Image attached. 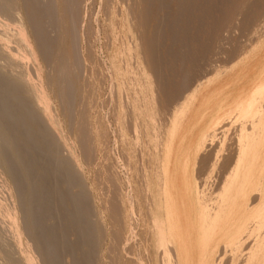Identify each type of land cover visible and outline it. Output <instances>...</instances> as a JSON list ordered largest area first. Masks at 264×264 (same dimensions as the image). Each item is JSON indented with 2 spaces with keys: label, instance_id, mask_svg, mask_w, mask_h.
Here are the masks:
<instances>
[{
  "label": "rangeland",
  "instance_id": "1",
  "mask_svg": "<svg viewBox=\"0 0 264 264\" xmlns=\"http://www.w3.org/2000/svg\"><path fill=\"white\" fill-rule=\"evenodd\" d=\"M44 1L47 2L46 0H44ZM183 1H185V2L187 1V2L185 3ZM204 1L207 3H205ZM204 1L203 0H195V1L190 0V3H189V0H178V1L177 0H171V1L170 0H167V1L166 0H164V1L154 0V2H153V0H151V1L149 0V2H150L149 3L147 0L146 3H148V5L145 3L146 6H144L145 7L144 10L149 7L148 11H147V9L145 10L146 19L149 18L148 19L149 24L147 25V22H146V27H145V30L147 31V33H146V31H145V33L147 34L146 36H147V38H149L150 41H152V39L154 40L152 42H154L153 46L155 47L154 53L152 55V62H154L156 60L154 63H156L155 65L159 64L158 68L164 67L163 70L161 68L159 70L157 69V71H156L157 76L158 77L161 76V77H159V79H161L160 84L161 85L163 84L164 86L163 85L161 86L159 84L161 86L160 87L161 88L160 93L163 91L162 92L163 94L162 93L160 94L161 99H160V101H158V103L160 102V105L157 103L160 107L156 104L154 107L155 109L152 106H150V107L147 106L146 102L143 100L142 97L140 99H138L137 95H136V94H138L137 89H135V88H137V86L135 84H130V80L135 78L136 75H135V73L132 74L130 72V71L134 72V70H133L134 66L132 65V63L134 64V60L130 59L129 53L126 50V48L129 47V39H128V35H127V29H126V27H124L123 20H122L123 19L122 10L124 8V4L122 3V0H113V3L112 2L109 3L108 0H84V1L82 0L83 3L81 2L82 4L79 5L80 8L78 7L75 9V13L78 12V14L76 13L78 17H76V15H75V17L74 16L73 17H74V19L76 18L77 23H78V21H80L79 22L80 27L77 24L76 30H77V32L79 31L78 33H80V36H81L80 42L78 44L79 49H78V47H77V49L79 50L78 51L79 55H81L80 57L83 60L82 62H84L83 66L81 65L83 67V69L80 68V71H79V72H81V69H82L81 73H83L84 75L83 74L80 75V73H79L78 74L79 77H77V79L75 78L73 80L74 88L77 90V93H76L77 101H76L75 108L73 109V111H75V113H77V114L72 113V114H75L74 115L75 118L72 119L71 118L72 115H71L70 119H69V116H68V118H66L67 116L62 117L63 115H61L62 113L59 109L60 108L59 104H56L58 102L55 101V99L52 97V94H51V102H52V106L54 105L53 108H55V110H56L55 112L57 114V119L59 121V124H61V126L64 130H66L68 127H70L69 125H71V124H69L67 126V122L71 119L73 120L72 122L70 121L71 123H73V126L71 125L72 128L70 127L71 131L69 129H67L71 133L70 132L67 133V131H65V134L68 137V146L74 145L76 149L79 146H81L80 152L82 151L83 146H87L86 147L87 149L91 147V150H92L91 152H93V150H94L93 153H90V149H88L89 151H86L87 149H85V148H84L85 150L83 149L86 153L85 157L88 156L87 158H89L90 160L84 157L83 151H82L83 154L79 153L80 155L78 154V152H79L78 149L75 151L76 157L79 161V166H82V167H80L81 168L80 177L82 176L83 178L81 177L80 179L84 180L83 183H85V185H83V187L84 186L85 187L84 188L82 187V189L84 190L83 192L86 193V194L83 193L84 195H86L84 197L86 198L87 202L89 201V203H88L89 210L91 209V211H92V212L90 211V214L91 215L93 214L92 216H94L96 214L101 216L100 217L97 215L96 218L95 217L93 218L90 215V217H89V222H90L91 227H93V232L95 231L94 234L96 235V240L99 237L97 241H95V239H94L95 244H96V242H99V243H97L98 251L95 248L97 251V252L95 251V254L97 253L98 255L97 254L95 256L92 255V257H95V259L91 258V260H92L91 264H93V263L94 264H116V263L117 264H131V263L132 264L133 263L134 264H161V263L162 264H217V262H219L220 264H226L227 262H228V264H234V263L238 264V262H239V264H244V262H246V261H244V259L246 260V258H244L246 256H243V254L245 252H248V251L250 252L251 243H253L251 239H253V240L255 239V236H256L255 232L257 233V230L256 231L255 230L249 231L247 238L243 237V239L241 240L242 242H240L241 243L240 247L238 246L235 249L234 248L232 249V247L230 246L231 244L229 243L230 237H232V234L235 231V227H230L228 229H227V227H224V228L222 227L220 232L219 233L217 232L218 234L216 233V234L209 236L203 243L199 244L197 242L196 228L194 227L195 217L193 214V206L191 203L194 199V196H193V193L191 191L192 190L191 188H193L192 187L193 186V178L195 179V176H198L199 178L196 182L199 184L200 181H202V180L199 181V179H202V177H201L202 175H200L199 172L201 171V174H202V171L204 170L203 172L205 174L206 173L205 168L208 169L207 166H209L207 164H206L207 166L202 164V160L200 157H204V155H205V158H206V156L208 155L207 158L209 157V160H210V157L212 155L211 154L209 155V153H212L214 155L215 150L217 151L219 149V145L221 146V145H223L225 140H227V141L229 140L228 142L226 141V143H225L226 145L224 144L223 151H222V153H220L221 155L226 154V149L229 151L231 150L232 145H230V144H232V142H233L232 139L237 140L238 139L237 133L240 134L241 131H246L245 128L247 127V124H249L251 122H252L251 124L253 126H251V124L249 125L251 128L250 130L253 131V129L255 127H257L255 129V131L258 129V124H259L258 111H259V106H261V105L264 106V104H263L264 103V96H262L261 99H259L258 94H256L255 100L257 99V101L253 100L251 102V105L249 108V111H250L249 116H247L243 119L240 118V112L238 111V107H239L241 101L250 97V94L252 93L254 88H259V86L264 84V0L263 1H260V0H257V1L256 0L255 1L254 0H232V1H230V0H224V1L223 0H211V1L210 0H204ZM229 1H230V3H229ZM160 2L161 3L163 2L162 5ZM168 2H170V4ZM181 2H183L182 7H181V4H182ZM257 2H261V3H257ZM178 3L180 6L177 5ZM256 3L258 5L259 4L260 5L258 6ZM185 4H187V5H185ZM236 4H237V6H236ZM167 5L170 7H168ZM82 6H84V7H82ZM152 6H155V7H152ZM208 6H209V9L207 8ZM216 6H218L219 8ZM164 7H166V8L168 7V9L166 10V8L164 9ZM183 7H186L185 8L186 10ZM193 7H197L198 9L193 8ZM244 7H245V9H244ZM258 7H259V9H258ZM181 8H182V10H181ZM199 8H201V10ZM192 9H194V10H192ZM162 10H163V12H162ZM180 10L182 12L184 11L183 14ZM188 10H189L188 14L190 15V17L187 14ZM242 11H243V13L239 14ZM179 12H180V14H179ZM191 12L194 13V15ZM202 12H205V13H202ZM206 12H208V13H206ZM222 12H223V14H222ZM163 13H164V15H163ZM255 13H256V15H254ZM168 14L169 15L171 14V15L169 16ZM233 14H234V16H233ZM246 14H248V15H246ZM244 15H245V17H244ZM200 16H202L201 19L199 18ZM210 16H212V17H210ZM60 17L62 18V19L60 18L61 22H62V20L64 22V23H62L63 25L68 24V26L67 25H65V26H66V28H69L68 31L70 34H68V33H66V34L72 36V30L70 29L71 28V22H70L71 20L69 21L70 18L65 14H62V16L60 15ZM168 17H169V19H168ZM178 17H179V19H178ZM159 18H162V19H159ZM203 18H204V20H203ZM220 18H221V20L219 23ZM158 19H159V21H158L159 23L157 22ZM172 20L174 22L176 21L177 23L176 22L175 23L177 25H175ZM198 20H200V21H198ZM259 20H261V21H259ZM65 21H66V23H65ZM184 21L187 23H185ZM237 22L239 23V25L237 24ZM164 23H165V25H161ZM167 23H170V24H167ZM201 23H202V25H200ZM217 23L219 24V27H220L219 29H218ZM222 23L224 25H222ZM234 23H236V24H234ZM96 24H97V26H96ZM81 25H82V27H81ZM160 25L162 26V28ZM65 26H63V27L65 28ZM157 26H158V28L160 26L161 29L160 28L158 29ZM171 26L173 27V29ZM195 26H197V27H195ZM185 27L188 30L184 29ZM242 27H244V28H242ZM153 28L155 30L157 29L158 31L157 30L155 31ZM253 28H255L256 30ZM96 29L98 31H96ZM171 29L174 31H177L178 34L176 32H172ZM182 29H184V30H182ZM213 29H214V31H213ZM239 29L247 31V32L241 31ZM111 30H112V32H111ZM163 30H164V32H162ZM196 31H198V32H196ZM219 31H220V33H219ZM156 32H157V34H156ZM188 32L189 33L191 32V33L189 34ZM223 32H224V34H223ZM160 33H162V35ZM172 33L173 34L176 33V35H173ZM227 33L230 35H227ZM73 34H74V30H73ZM163 34H164V36H163ZM211 34H212V36H211ZM152 35H153V37H152ZM187 35H189V36H187ZM219 35L220 36L222 35V36L220 37ZM224 35L227 37H225ZM255 35H257V36H255ZM157 36H160L161 38L157 37ZM171 36H172V39L170 40ZM217 36L220 38H218ZM199 37L200 38L202 37V38L199 39ZM214 37H217V38H214ZM223 38L226 40H224ZM68 39H69L68 37L63 36L61 43L64 42L63 43L64 46L70 45L71 44V42H70L71 38L69 40ZM180 39H181V41H179ZM211 39H213V40L215 39L216 42L214 40V42H215L214 43ZM228 40H230L232 42H230ZM187 41H188V43H187ZM218 41H219L220 46H218V43H217ZM155 42L157 45L155 44ZM158 43L160 44V46ZM197 43H199V44H197ZM222 43H223V45L225 44V46H223ZM229 43H231V45ZM198 45H200V46H198ZM192 46H193V49H192ZM221 47H222V49H221ZM223 48H225V49L223 50ZM209 49H210V51H209ZM240 49H242L241 52H240ZM70 50L71 49L68 48L69 52H71ZM158 50H160V51H158ZM182 50H184L185 52ZM207 50H208V52L206 53ZM244 50H245V52H244ZM123 51H125L126 54L123 53ZM186 51H189V52L187 53ZM156 52H157V56H160L161 58L156 56ZM203 52L205 53V56H204ZM158 53L159 54L162 53V54L159 55ZM168 53H169V55H168ZM176 53H177V55H176ZM234 53L237 54L239 57H237V55L235 56ZM154 55H155V57H153ZM171 55H173L174 57H172ZM206 56H207V58H206ZM167 59H169V60L167 61ZM204 59H206V60H204ZM157 60H158V63H157ZM190 60H192V61H190ZM28 62H26V67L28 66V68H30L31 69L30 71L32 72L33 63H31V62L28 63ZM38 62H40L39 65L42 64L41 67H42V69L45 70V68H43L44 63L40 59H38ZM161 62L163 63V66H162ZM177 62H179V63H177ZM180 62H183V63H180ZM30 63L32 64L31 67H30V65H31ZM108 67L110 68V70ZM190 67H191V69H190ZM116 69H117V71H116ZM167 69H169V70H167ZM108 71H109V73H108ZM172 71H174V73ZM186 71H187V73L189 72L188 75L186 74ZM163 73H164V75H163ZM193 73H195V74H193ZM221 73H223V74H221ZM180 74H181V76H180ZM183 74L187 75L188 77L191 76L192 78L191 77L188 78L187 76H185ZM165 75H166V78H165ZM182 75H183V77H182ZM127 76H129L130 78L129 77L127 78ZM216 76H218V77H216ZM108 77H110V78H108ZM122 78L124 80H121ZM180 79H182V80L184 79V81H186L185 79H187V81L181 82L182 80H180ZM188 80L190 83L188 82ZM192 80L194 82H192ZM171 81H173V82H171ZM199 81H200V83H199ZM120 82H121L122 88L120 87ZM111 83L113 86L111 85ZM173 83H175V84H173ZM183 83H185L186 86H184ZM188 83L191 85H189ZM100 84H102V85H100ZM171 84H172V86L175 85L174 87L176 89L174 87H172ZM180 85H181V87H178ZM192 86H194V87L192 88ZM185 87H188V88H185ZM110 88H112V89H110ZM178 88H180L179 91H178ZM163 89L166 90V92H164ZM172 89H174L176 92H174ZM190 89H191V92H190ZM111 90H112V92H111ZM180 90H181V93H180ZM185 93H188L190 95H186ZM165 94H166V97H165ZM135 95H136V97H135ZM180 95L182 96V98ZM183 95L185 98L183 97ZM175 96L177 98H175ZM109 97L111 98V100ZM127 97H128V99H127ZM165 98L168 101H166ZM122 99H125L123 101H127V102L123 103ZM121 101L123 104L126 103L125 104L126 106L129 104L128 105L129 112H130V110L132 111L131 119H130V117H128L129 115L128 116L125 115V113L127 112V108L124 109L125 111L123 110L124 112H122V108L125 107V105L123 106L120 103ZM141 101H143V104H141L142 103ZM90 103H91V105H90ZM139 103H140V105H144V106L140 107ZM177 103H178V105L175 106V104H177ZM83 104H85V105H83ZM145 105H146V107H145ZM171 105H172V107H171ZM137 106H139L140 108ZM177 106L180 109H178ZM136 107L140 110H138ZM151 107H152V109H151ZM82 108H83V110H82ZM157 108L158 109L160 108L159 110L161 112H159V110H158V112L155 113ZM147 109L150 111L152 110L151 112L155 113L157 118L154 117L155 115L152 116V118H149L148 116L146 117V115H147L146 110ZM169 109H171V110H169ZM173 109H175L176 111L179 110V112L175 115V110H173ZM106 110H108V111H106ZM138 111H139V114H138ZM170 112L171 113L173 112V114H172L173 116L171 114H169ZM144 113L146 115H144ZM128 114L131 115V113H128ZM167 114H169V116H171V117H169ZM136 115H140V116L136 117ZM174 115L176 117L174 120L175 124L173 126L170 124V121L172 122V120L174 119L173 118ZM126 116L128 117L129 123H134V121L137 122V123L135 122V124H138L137 128H139L138 129L139 133L133 131L132 129H129V128H132L131 125H133V124L129 125V123L127 122ZM78 117L80 119H82V122H80L81 121L80 119L78 120ZM82 117L85 119H83ZM94 117H96V118H94ZM137 118L140 121H138ZM61 119L64 120V122ZM123 119L125 122L123 121ZM133 119H134V121H133ZM153 119L155 121H152ZM165 119H166V122L169 124H167L165 122ZM130 120H132V121H130ZM150 120H151V122H150ZM157 120H158V122H157ZM61 121L63 124L61 123ZM84 121H87L88 123L84 122ZM115 121H117V122H115ZM238 121H240V122H238ZM243 121H246V122H243ZM260 121L264 123V107H263V116L261 117ZM161 122H162V124H161ZM217 122H219V123H217ZM227 122H229V123H227ZM254 122H255V127L253 124ZM84 123H85V125H84ZM237 123L240 125H238ZM64 124H65V126H64ZM109 124H111V125H109ZM163 124H164V126H163ZM231 124H233L234 127H236V128L233 127V129H232L231 126H233V125H231ZM86 125H87V128H85ZM127 126L128 127L130 126V127L128 128ZM162 126H163V128H162ZM229 126H230V128H229ZM239 126H241V128ZM237 127H239L238 129H240L239 130L240 132L239 131L237 132ZM81 128H83V129H81ZM158 128H160V130ZM85 129H87L88 133H86L87 131ZM163 129H165V130H163ZM166 129H167V131H166ZM76 130H78V131H76ZM89 130H92V131L90 132ZM226 130H229V131H226ZM231 130L232 131L234 130V133ZM129 131H130V133H129ZM218 131H219V133H218ZM83 132H85V133H83ZM204 132L205 133L212 132L211 136L213 138H210V136L207 137V138H209L208 140L210 142L207 141V138H204V144H203L204 152H203V154H200L201 155L200 156L199 153L197 154V149L199 146V141L201 140L202 136H204L203 135ZM221 132H222V135H221ZM230 132L233 134H231ZM132 133L134 134L133 137L131 136V135H133ZM155 133H156L157 137H158V134H160L159 136L162 135L161 136L162 139L165 138L164 141L166 142V147H167V153L166 154L162 153L161 144L154 146L155 145L154 141H153V143H151L152 140L154 138H156ZM138 134H139V136H138ZM228 135H230V136H228ZM251 135H253V133ZM76 136H78V138H79V136H82L80 138H81V140L83 139L84 141L83 140L82 141L76 140V138H77ZM217 136H219V137H217ZM255 136H258V130H257V134H255ZM90 137L92 138V140ZM140 137H141V139H139ZM131 138H133V139H131ZM135 138L137 139L136 142H135V140H136ZM251 138H252V136H251ZM251 138L248 140L252 141ZM162 139H160V140L162 141ZM77 141H80L79 142L80 145H78L79 143ZM81 142H83L84 144H81ZM122 142H123V144H122ZM124 142H125V144H124ZM138 142H140V143H138ZM136 143L140 144L139 148H138V146H136L137 149L135 147V145H137ZM209 143L211 144V146ZM218 143H220V144H218ZM227 144L230 145V148H229V145L227 146ZM159 145L161 147H158ZM206 145L208 147H206ZM111 146H112V148H111ZM226 146L228 148H226ZM153 148L155 150H153ZM156 148H157V150H156ZM206 148H207V150H206ZM160 149H161V151H160ZM212 149H214V151L210 152V150H212ZM110 150L112 151V153ZM256 152H257V150H256ZM82 155L84 158L82 157ZM123 156L124 157L126 156V157L124 158ZM163 156H164V158L166 156V158L164 159L165 164L163 163ZM122 158H124V159L122 160ZM149 158L151 160H149ZM83 159H85V160H83ZM119 159H120V161H119ZM134 159H135V161H134ZM80 160H81V162H80ZM161 160H162V165L160 164ZM90 161H92V162H90ZM90 163H91V165H90ZM198 165L201 168V170L198 167ZM163 166H166V168H167V179H168L169 187L171 185H173V192H174V196L176 199L175 217H179L178 219L180 221V225H179L180 228H179V230L177 229V225L175 226V223L173 221L174 219H172V221L174 223V227H173L174 241H171L170 239H168L167 242L165 241L163 243V245L157 246V245H155L154 237L151 235L152 232L150 231L151 230L150 229L151 228L150 222H152L151 219L153 218V216H152L153 213H155L156 215L158 213H160V214L163 213L162 209L160 211L158 207H157L158 209H155L152 206V205H156L159 203V199L157 196V192H158V189H157L158 184L157 183H160L162 185V182H160L161 180L159 181L157 176L159 173L161 175L160 170ZM122 167H123V169H122ZM202 167H205V168H202ZM220 167H222V165H220ZM157 168L158 169L160 168V169L158 170ZM157 170L160 172H158ZM216 170H214V173L217 177L212 173L213 178L210 175L211 180L209 181L210 178L207 179V183H208L209 187L212 185H216V184L218 185L221 181H223L222 178H224V177H222V176H224V174L226 173V172L224 173L225 170L222 171V168L219 169V167H217ZM219 170H221V171H219ZM117 171H118V173H117ZM141 171H143V173H145V174H143ZM125 172H127V175ZM140 172L142 173V175ZM216 172H217V174H216ZM122 173H124V174H122ZM2 174L3 173L0 170V176H1L0 177V183H2V184H0V203H1L0 204V206H1V208H0L1 209L0 210L1 211L0 212V231H1L0 237L2 235H3L2 236L3 238L5 237V239L0 238V243L2 242L1 245L7 244V243L11 244L12 242L14 243L15 235L17 234V231H15V230L18 228V226H19L18 229L21 231V233L22 234L25 233L23 228H21L22 230L20 229V227L23 226V223L20 222V221H22L20 219L21 213L19 212L20 209L18 206V202H17V198L15 195L13 186L10 183V181L8 180V178L4 174L3 175ZM88 174L90 176H88ZM117 174H118V176H117ZM99 175H100V177H99ZM108 175H112V176L109 177ZM114 178H117L118 180L114 179ZM3 179L5 180V182H3ZM127 179L129 180V182ZM214 179H216V180H214ZM220 179H222V180L220 181ZM96 180L98 183L96 182ZM115 182H116V184H115ZM118 182H120V183H118ZM141 182H143V183H141ZM127 183H128V185H127ZM126 185H127V187H126ZM145 185H147L146 189H144ZM120 186L122 188H120ZM3 187H4V189H3ZM213 189H214V187H213ZM216 190H217V188H216ZM117 192H120V194ZM4 193L6 195H4ZM102 193L105 197L102 195ZM91 198H92V200H91ZM9 199H11L12 201L9 202ZM5 200H8L9 203H7V201H5ZM124 200H126L128 202H126ZM2 201H3V203H2ZM109 201L112 205L108 203ZM114 201H116V202H114ZM161 201H162V199H161ZM4 202H5V204H4ZM6 203L9 206L6 205ZM13 203H14V205H13ZM161 203L163 204V202H161ZM129 204H130V206H129ZM131 204H132V206H131ZM147 204H148V206H147ZM168 204L170 205V203H168ZM11 206H12V208H11ZM145 206L147 207V209ZM112 208H114L115 212L116 211L117 212L116 213L113 212L114 209H112ZM2 209H4V210H2ZM6 209L8 212L6 211ZM8 209H10V210H8ZM131 210H133L134 213ZM2 211H4L5 213ZM97 211H100V212L97 213ZM13 212H14V215H13ZM129 213H130V215H129ZM150 213H152V214H150ZM3 214H4V216H3ZM9 214H11V215H9ZM176 214H177V216H176ZM5 215H6V217L10 216L9 219L8 218L5 219L6 218ZM1 216H3L4 219H3V217L1 218ZM163 216H164L163 217L164 222L167 221V219H165V214ZM11 217L14 219H12ZM2 219H3L4 223L2 222ZM168 219L171 221V218L169 216H168ZM4 220H9V221L5 222ZM11 221H15V222H11ZM16 221H17V223H16ZM130 221H132V222L130 223ZM14 225H16V226L12 227ZM130 227H132V230L131 229L129 230ZM6 228H8V231ZM94 228H96L97 230H95ZM100 228H103V229H100ZM3 231L5 232L4 234H3ZM96 231H98V232H96ZM7 232H9V233L7 234ZM10 232H12V233H10ZM14 232H15V235H14ZM96 233H99V234L97 235ZM102 233H104V234L102 235ZM115 233H117L116 236H115ZM128 233H130V234L132 233V234L130 235ZM22 234H20L21 236H18V239L16 236V241L19 240L20 244L22 242L23 245L21 244L20 247L22 250H26V248H24V247L29 246L30 244L26 242V240H27L26 235L23 236ZM6 235H8V237H9V235H11L14 238H12L10 236L11 239L9 237V240H8L7 239L8 237ZM104 235H105V237H104ZM68 237H71V235ZM71 238H73V237H71ZM94 238H95V236H94ZM10 240H12V241H10ZM108 240H110V241H108ZM124 241H126L127 244ZM132 241H134V242H132ZM24 243H26V244H24ZM113 243L115 244V246H113ZM1 245H0V249L2 247ZM109 245L111 246V248H115V249H111V248L109 249V247H110ZM22 246H24V247H22ZM124 246L126 248H124ZM168 246H169V248H174L172 250V252H168V250L169 251L171 250L168 248ZM221 246H222V248H221ZM227 246H228V248H227ZM241 246H242V251L240 250ZM127 247H128V249H127ZM219 247H220V249H219ZM243 247L244 248L247 247V248L244 249ZM243 249L245 250V252ZM247 249H248V251H246ZM159 250H161L163 252V254ZM211 250H212V252H211ZM144 251H146V252H144ZM110 252L112 253V255ZM174 252H175V254H174ZM241 252H243V253H241ZM107 253H109V255H111L112 258ZM168 253H170V254H168ZM172 253H173V255H175V257H172L173 256V255H171ZM28 254L30 255L28 257H30L32 259V262H35L34 264H41L40 260L37 259V255L34 253V251L30 252V253H26V255H28ZM216 254H217V256H216ZM66 255L67 254L63 253V257H64V259L62 257L63 261L66 260V258H65ZM239 255L243 256L242 258L239 257V259H242V260L237 259ZM244 255H246V253ZM131 256L133 259L130 258ZM215 256L217 257L216 260L214 259V258H216ZM220 256H222V257H220ZM159 258H160V260H159ZM174 258H175V260H173ZM227 258H229V259H227ZM111 259H112V262L110 261ZM164 259H165V261H164ZM166 259H167V261H166ZM219 259H220V261H218ZM228 260H232V261L230 262ZM173 261H176V263ZM0 262L2 264L1 255H0Z\"/></svg>",
  "mask_w": 264,
  "mask_h": 264
},
{
  "label": "bare ground",
  "instance_id": "2",
  "mask_svg": "<svg viewBox=\"0 0 264 264\" xmlns=\"http://www.w3.org/2000/svg\"><path fill=\"white\" fill-rule=\"evenodd\" d=\"M46 1L47 2H45L44 0H0V170L8 178V180L10 181V183L13 186V189H14V192H15V195L17 198L18 206L20 209L19 212L21 213L20 219L22 221H20V222L23 223V226L20 227V229L23 228V230L25 232V233L23 232L24 234H22L21 231L18 229L19 228V226H18V228L16 230L14 229L15 231H17L16 235L14 232V235H15L14 243L10 242L11 244L7 243V244H2V245H1L2 242L0 243V245L2 246L0 249L1 261H2V264H34L35 262H32V259L30 257H28L30 255L29 254L26 255V253H30V252L34 251V253L37 255V259L40 260L41 264H91V261H92L91 258L95 259V257H92V255L95 256L97 254V253L95 254V251L98 247L97 243H99V242H96V244H95V241H97L99 237L96 240V235L94 234L95 231L93 232V227H91L90 222H89V217L91 215L90 214L91 209L89 210V206H88L89 201L87 202L86 198L84 197L86 195L83 194L85 192H83L84 190L82 189V187H83V185H85V183H83L84 180L80 179L82 177V176L80 177V175H81L80 174L81 173L80 167H82V166H79V161H78L76 154H75V151L78 149L79 150L78 154L82 153V151H83L84 154L83 153L82 154L85 157L86 153L84 150L87 149L86 148L87 146H83L81 152H80L81 146H79L77 149L75 148L74 145L68 146V137L65 134V131H67V133L71 131V128H72L71 125L73 126V123H71L73 121L72 119L75 118L74 115L77 114V113H75V111H73V109L75 108V105H76V101H77V97H76L77 90L74 88L73 80L75 78L77 79V77H79V75H78L79 73H80V75L83 74L81 72L83 69L82 66H83L84 62H82L83 60L80 57L81 55H79V52H78L79 51L78 50L79 49L78 44L80 42L81 36H80V33H78L79 31L77 32V30H76L77 24L80 27V25H79L80 21H78V23H77L76 18L74 19L75 15H76V17H78L77 16L78 12H76L77 13L76 14L75 9L78 8L79 5L82 4L83 2H82V0H46ZM146 1L147 0H122V3L124 4V8L122 10V15H123L122 20H123L124 27H126V29H127V35H128V39H129V47L126 48V50L129 53L130 59L134 60V64L132 63V65L134 66V69H133L134 72H132V71H130V72L132 74L135 73V75H136L135 78H133L131 80L129 79L130 84H135L137 86V88H135V89H137V93H138V94H136L137 98L140 99L142 97L143 100L146 102L147 106H149V107L152 106L154 108L155 105L158 103V101H160V99H161L160 94L163 92L162 91L160 93V89H161L160 87L163 85V84L162 85L160 84L161 79H159V77H161V76L158 77L156 74L157 69L159 70L162 67L158 68L159 64L155 65L156 63H154V62L156 60L154 62H152V55L154 53L155 47L153 46L154 42H152L154 40L152 39V41H150L149 38H147V36H146L147 35L146 34L147 31L145 30L146 22H147V25L149 24L148 23L149 18L146 19V13H145V10L147 9V11H148L149 7L144 10V8H145L144 6H146L145 5ZM162 1H164V0H162ZM230 1H232V0H230ZM230 1H229V3H230ZM260 1H263V0H260ZM108 2L113 3V0H108ZM148 2H149V0H148ZM153 2H154V0H153ZM183 2H185V1H183ZM183 2H181L182 3L181 7L183 6ZM162 3H161V5H162ZM168 3L170 4V2H168ZM189 3H190V0H189ZM205 3H207V2H205ZM257 3H261V2H257ZM146 4L148 5V3H146ZM177 5H179V3ZM185 5H187V4H185ZM209 6L207 7L208 9H209ZM236 6H237V4H236ZM82 7H84V6H82ZM152 7H155V6H152ZM168 7H170V6H168ZM168 7L167 8L164 7V9L166 8V10H167ZM216 7H218V6H216ZM183 8L185 9L186 7H183ZM193 8H197V7H193ZM199 9L201 10V8H199ZM244 9H245V7H244ZM258 9H259V7H258ZM181 10H182V8H181ZM192 10H194V9H192ZM243 11L240 12L239 14L243 13ZM162 12H163V10H162ZM183 12H182V14H183ZM188 13H189V10L187 11V14ZM202 13H205V12H202ZM206 13H208V12H206ZM62 14L67 15L70 18L69 21L71 20L70 21L71 22V28L70 29L72 30V36L66 34V33H68V34H70V33L68 31L69 28H66V26H65V25L68 26V24L63 25L62 24V23H64L63 20L61 22L62 18L60 17V15L62 16ZM179 14H180V12H179ZM192 14L194 15V13H192ZM222 14H223V12H222ZM163 15H164V13H163ZM246 15H248V14H246ZM254 15H256V13ZM202 16H200L199 18L201 19ZM233 16H234V14H233ZM189 17H190V15H189ZM210 17H212V16H210ZM244 17H245V15H244ZM159 19H162V18H159ZM159 19L157 20V22L159 21ZM168 19H169V17H168ZM178 19H179V17H178ZM203 20H204V18H203ZM220 20H221V18L219 19V23H220ZM198 21H200V20H198ZM259 21H261V20H259ZM175 22H174V24L177 25L176 24L177 22L176 23ZM65 23H66V21H65ZM185 23H187V22H185ZM167 24H170V23H167ZM234 24H236V23H234ZM237 24L239 25L238 22H237ZM161 25H165V23L161 24ZM200 25H202V23ZM222 25H224V24L222 23ZM63 26H65V28ZM96 26H97V24H96ZM160 26H159V28H160ZM197 26H195V27H197ZM81 27H82V25H81ZM157 28H158V26H157ZM161 28H162V26H161ZM219 28L220 27L218 24V29ZM242 28H244V27H242ZM172 29H173V27H172ZM172 29H171L172 32H176L178 34L177 31H174ZM184 29H187V28L185 27ZM184 29H182V30H184ZM253 29H255V28H253ZM73 30H74V34H73ZM239 30H241V29H239ZM96 31H98V30L96 29ZM145 31H146V33H145ZM213 31H214V29H213ZM220 31H219V33H220ZM241 31H244V30H241ZM111 32H112V30H111ZM162 32H164V30ZM196 32H198V31H196ZM244 32H247V31H244ZM176 33H174V34L172 33V34L176 35ZM156 34H157V32H156ZM160 34L162 35V33H160ZM223 34H224V32H223ZM227 35H230V34L227 33ZM63 36L68 37L69 39L71 38V41H70L71 44L70 45L64 46L63 45L64 42L61 43ZM163 36H164V34H163ZM172 36L170 37V40L172 39ZM187 36H189V35H187ZM211 36H212V34H211ZM255 36H257V35H255ZM152 37H153V35H152ZM157 37H160V36H157ZM217 37H214V38H217ZM220 37H218V38H220ZM225 37H227V36H225ZM201 38L199 37V39H201ZM211 40L214 42L215 39L214 40L211 39ZM224 40H226V39H224ZM230 40H228V41H230ZM179 41H181V39ZM215 42H216V40H215ZM230 42H232V41H230ZM187 43H188V41H187ZM217 43H218V46H220L219 41ZM155 44H156V42H155ZM197 44H199V43H197ZM229 44L231 45V43H229ZM222 45H223V43H222ZM159 46H160V44H159ZM198 46H200V45H198ZM223 46H225V44ZM77 47H78V49H77ZM68 48L71 49L70 50L71 52L68 51ZM192 49H193V46H192ZM221 49H222V47H221ZM224 49L225 48H223V50ZM241 50L242 49H240V52H241ZM158 51H160V50H158ZM182 51H184V50H182ZM209 51H210V49H209ZM186 52L188 53L189 51H186ZM207 52H208V50L206 51V53ZM244 52H245V50H244ZM123 53H125V51H123ZM161 54H159V55H161ZM168 55H169V53H168ZM173 55H171V56L174 57L175 55L174 56ZM176 55H177V53H176ZM236 55L237 54H235V56ZM156 56H157V52H156ZM204 56H205V53H204ZM153 57H155V55ZM157 57H160V56H157ZM237 57H239V56L237 55ZM206 58H207V56H206ZM38 59H40L44 63L43 68H45V70L42 69V67H41L42 64L39 65L40 62H38ZM158 60H157V63H158ZM168 60L169 59H167V61ZM204 60H206V59H204ZM28 61L33 63V66L30 63L31 64L30 67L32 66V72L30 71L31 69L28 68V66L26 67V62H28ZM190 61H192V60H190ZM177 63H179V62H177ZM180 63H183V62H180ZM162 66H163V63H162ZM80 68H82L81 72H79ZM163 68H162V70H163ZM117 69H116V71H117ZM190 69H191V67H190ZM109 70H110V68H109ZM167 70H169V69H167ZM172 72L174 73V71H172ZM108 73H109V71H108ZM188 73L186 71L187 75H188ZM181 74H180V76H181ZM193 74H195V73H193ZM221 74H223V73H221ZM163 75H164V73H163ZM183 75H185V74H183ZM183 75H182V77H183ZM187 75H185V76H187ZM128 77L129 76H127V78ZM189 77H191V76H189ZM216 77H218V76H216ZM108 78H110V77H108ZM165 78H166V75H165ZM121 80H124V79L122 78ZM180 80H182V79H180ZM185 80L187 81V79H185ZM183 81H184V79L181 82H183ZM186 81H184V82H186ZM171 82H173V81H171ZM188 82H189V80H188ZM192 82H194V81L192 80ZM199 83H200V81H199ZM173 84H175V83H173ZM183 84H184V86H186L185 83H183ZM100 85H102V84H100ZM111 85H112V83H111ZM189 85H191V84H189ZM171 86H172V84H171ZM174 86H172V87H174ZM120 87H121V82H120ZM178 87H181V85ZM193 87L194 86H192V88ZM185 88H188V87H185ZM110 89H112V88H110ZM179 89L180 88H178V91H179ZM166 90H164V92H166ZM172 90L174 92H176L174 89H172ZM181 90H180V93H181ZM111 92H112V90H111ZM190 92H191V89H190ZM51 94H52V97L55 99V101L58 102L56 104H59V107H60L59 109L62 113L61 115H63L62 117L67 116L66 118H68V116H69V119H70V117L72 115V117H71L72 119L67 122V126L69 124H71V125H69L71 128L70 127L67 128L70 131H68L67 129L64 130L62 128L61 124H59V121L57 119V114L55 112L56 110H55V108H53L54 105L52 106ZM185 94L190 95L188 93H185ZM256 94H258L259 99H261V97L264 96V84L259 86V88H254L252 93L250 94V97H248L247 99L240 102V105L238 107V111L240 112V118L243 119V118L249 116V112H250L249 108H250L251 102L253 100H255ZM136 95H135V97H136ZM184 95H183V97H184ZM165 97H166V94H165ZM175 98H177V97L175 96ZM181 98H182V96H181ZM127 99H128V97H127ZM110 100H111V98H110ZM123 100H125V99H122V101ZM165 100H166V98H165ZM122 101L120 103L124 106L126 103L125 104H123V103L127 102V101H123V103H122ZM166 101H168V100H166ZM255 101H257V99ZM141 102H142L141 104H143V101H141ZM158 104L160 105V102ZM83 105H85V104H83ZM90 105H91V103H90ZM128 105L127 106L125 105V107L122 106L123 107L122 112H124L125 111L124 109L127 108V112H126L127 114L125 113V115H127V116L129 115L128 117H130V119H131L132 111L130 110V112H129ZM139 105H140V103H139ZM146 105H145V107H146ZM176 105H178V103L175 104V106ZM142 106H144V105H140V107H142ZM137 107H139V106H137ZM152 107H151V109H152ZM171 107H172V105H171ZM263 107L264 106H262V105L259 106V111H258V117H259V124H258V129H257L258 130V136H255V134H257V130L255 131V129L257 128V127H255V122L253 123L255 128L253 129V131L250 130L251 128L249 125L252 123L251 122V123L247 124L248 128L247 127L245 128L246 131H241L240 134L237 133L238 134L237 140L232 139L233 142L230 140L232 142V144H230V145H232L231 150L229 151L226 149V154L221 155L220 153H222L224 144L226 143L227 140H225L223 145H221V146L219 145V149L217 151L215 150L214 155L212 153H209V155L210 154L212 155L210 157V160H209V157L207 158L208 155L206 156V158H205V155H204V157H200L202 160V164H204V165L207 164L209 166L206 165L208 167V169L205 167H202V168L206 169L205 174L203 172L204 170L202 171V174H201V171L199 172L200 175H202L201 176L202 179H199V181L200 180H202V181H200V183L198 184L196 181L198 180L199 177L195 176V179L193 178V186L191 185L193 187V188H191L192 189L191 191H192L193 196H194V199L191 202L192 206H193V214L195 217L194 227L196 228L197 242L199 244L203 243L209 236L216 234L217 232L219 233L222 227L223 228L227 227V229L230 227H235V231L232 234V237H230V242H229L231 244V245L230 244L229 245L232 247V249L233 248L235 249L238 246L240 247V244H241L240 242H242L241 240L243 239V237L247 238L249 231H252V230L256 231L257 230V233L255 232V235H256L255 239L254 240L251 239L253 243L250 242L251 243L250 252L248 251V249L246 251H248L249 253L245 252L244 249H246L247 247H245V248L243 247L244 248L243 250L246 253V255H244L245 253L243 254V256H246V257H244V258H246V260L243 258L244 261H246V262H244V264H264V123L260 121L261 117L263 116ZM177 108L180 109L178 106H177ZM159 109L157 108L155 113H157ZM175 109H173V110H175ZM82 110H83V108H82ZM138 110H140V109H138ZM169 110H171V109H169ZM106 111H108V110H106ZM151 111L147 109L146 110L147 115L145 113H144V115H146V117L148 116L149 118H152V116H154L155 113H152ZM159 112H161V111L159 110ZM173 112L172 113L170 112L169 114L172 115ZM178 112H179V110L178 111L175 110V115ZM72 113H75V114H72ZM128 113H131V115ZM138 114H139V111H138ZM169 114H167V115L169 116ZM175 115L173 117L174 119L172 120V122L170 121V124L173 126L175 124V121H174L175 117H176ZM138 116H140V115H136V117H138ZM79 117H78V120L80 119ZM128 117H127V122H128ZM154 117L157 118L156 115ZM169 117H171V116H169ZM94 118H96V117H94ZM83 119H85V118H83ZM154 119L152 121H155ZM80 120H81L80 122H82V119H80ZM137 120H138V118H137ZM62 121L64 122V120H62ZM62 121H61V123H62ZM123 121H124V119H123ZM130 121H132V120H130ZM133 121H134V119H133ZM138 121H140V120H138ZM84 122H87V121H84ZM115 122H117V121H115ZM135 122L136 121H134V123L128 122L129 125L130 124H133V125H131L132 128H129L130 126L129 127L127 126V127L129 129H132L133 131L139 133V131H138L139 128H137L138 124H135ZM150 122H151V120H150ZM157 122H158V120H157ZM165 122H166V119H165ZM238 122H240V121H238ZM243 122H246V121H243ZM217 123H219V122H217ZM227 123H229V122H227ZM161 124H162V122H161ZM164 124H163V126H164ZM167 124H169V123H167ZM84 125H85V123H84ZM109 125H111V124H109ZM231 125H233V124H231ZM238 125H240V124H238ZM64 126H65V124H64ZM163 126H162V128H163ZM251 126H253V125L251 124ZM231 127L233 129L234 125ZM239 127L241 128V126H239ZM239 127H237V132L240 130V129H238ZM85 128H87V125L85 126ZM229 128H230V126H229ZM234 128H236V127H234ZM81 129H83V128H81ZM158 129L160 130V128H158ZM78 130H76V131H78ZM85 130L87 131V129H85ZM163 130H165V129H163ZM89 131L91 132L92 130H89ZM166 131H167V129H166ZM226 131H229V130H226ZM85 132H83V133H85ZM232 132L234 133V130ZM251 132L253 133V135H251L252 134ZM86 133H88V131ZM129 133H130V131H129ZM218 133H219V131H218ZM233 133H231V134H233ZM211 134H212V132H207V133L204 132L203 133L204 136H202L201 140L199 141L197 154L198 153H199V155L203 154V152H204V149H203L204 138H207L208 136H210V138H213L211 136ZM155 135H156V133H155ZM159 135L160 134H158V137L156 135L155 136L156 138H154L151 143H153V141H154V144H155L154 146L161 144L162 153L166 154L167 153V147H166V142L164 141L165 138L162 139V137H161L162 135L161 136H159ZM221 135H222V132H221ZM230 135H228V136H230ZM131 136L133 137L134 134ZM138 136H139V134H138ZM251 136H252V138H251ZM76 137L78 138V136H76ZM80 137H82V136H79V138ZM217 137H219V136H217ZM77 138H76V140H81V138L80 139L79 138L77 139ZM250 138L252 139V141L248 140ZM131 139H133V138H131ZM139 139H141V137ZM160 139H162V141ZM208 139L209 138H207V141H209ZM91 140H92V138H91ZM136 141H137V139L135 140V142ZM77 142L79 143L80 141H77ZM138 143H140V142H138ZM81 144H84V143L81 142ZM122 144H123V142H122ZM124 144H125V142H124ZM218 144H220V143H218ZM78 145H80V143ZM139 145L140 144H137V145H135V147L138 146V148H139ZM228 145L229 144H227V146ZM230 145H229V148H230ZM161 146L159 145L158 147H161ZM210 146H211V144H210ZM227 146H226V148H228ZM206 147H208V146L206 145ZM111 148H112V146H111ZM154 148H153V150H155ZM88 149H90V153L94 152V150H93V152H91L92 151L91 147ZM88 149L86 151H89ZM136 149H137V147H136ZM156 150H157V148H156ZM206 150H207V148H206ZM256 150H257V152H256ZM160 151H161V149H160ZM211 151H214V149L210 150V152ZM111 153H112V151H111ZM83 155H82V157H83ZM87 157L88 156H86L85 158H87ZM124 158H122V160ZM165 158H166V156H165ZM165 158L163 156V163L165 162V160H164ZM87 159H89V158H87ZM83 160H85V159H83ZM149 160H151V159L149 158ZM119 161H120V159H119ZM134 161H135V159H134ZM80 162H81V160H80ZM90 162H92V161H90ZM160 164L162 165V160H161ZM90 165H91V163H90ZM220 165H222V167H220ZM198 167H199V165H198ZM217 167H219V169L222 168V171L225 170L224 173L226 172L224 174V176H222V177H224V178H222L223 181H221L222 179H220L221 182L218 185L216 184V185H212L209 187L208 183H207V179L210 178L209 179V181H210L211 177L213 178L212 173L215 175L214 170H216ZM122 169H123V167H122ZM200 170H201V168H200ZM160 171H161V175H160V173L159 174L157 173L158 174L157 177H158L159 181L161 180L160 182H162V185L160 183H157L158 184L157 196L159 199V203L156 205H152V206L155 209L159 208L160 211L162 209L163 213H161L162 215L160 213H158L157 215L155 213H153V214L150 213L153 216V218L151 219L152 222H150V224H151V228H150L151 230L150 231L152 232L151 235L154 237V242H155V245H157V246L163 245V243L165 241L167 242L168 239H170L171 241H174V236H173L174 223H175V226L177 225L178 230L180 228V226H179L180 221L178 219L179 217H175L176 199H175L174 192H173V185H171L170 187L168 185L166 166H163ZM160 171H158V172H160ZM219 171H221V170H219ZM141 172L143 173V171H141ZM117 173H118V171H117ZM125 173L127 175V172H125ZM142 173H141V175H142ZM122 174H124V173H122ZM143 174H145V173H143ZM216 174H217V172H216ZM210 175H211V177H210ZM88 176H90V175L88 174ZM108 176L110 177L112 175H108ZM117 176H118V174H117ZM99 177H100V175H99ZM114 179H117V178H114ZM214 180H216V179H214ZM3 182H5L4 179H3ZM96 182H97V180H96ZM128 182H129V180H128ZM143 182H141V183H143ZM118 183H120V182H118ZM0 184H2V183H0ZM115 184H116V182H115ZM127 185H128V183H127ZM127 185H126V187H127ZM147 185H145L144 189L147 188ZM213 187L215 190L217 188V190L215 191L213 189ZM120 188H122V187L120 186ZM3 189H4V187H3ZM120 192H117V193L120 194ZM4 195H6V194L4 193ZM102 195H103V193H102ZM161 199H162V201H161ZM91 200H92V198H91ZM3 201H2V203H3ZM5 201H7V203H9L12 200L9 199V202H8V200H5ZM124 201H126V200H124ZM114 202H116V201H114ZM126 202H128V201H126ZM161 202H163V204ZM7 203H6V205H8ZM108 203L111 204L110 201ZM168 203H170V205ZM4 204H5V202H4ZM13 205H14V203H13ZM129 206H130V204H129ZM131 206H132V204H131ZM147 206H148V204H147ZM0 208H1V206H0ZM11 208H12V206H11ZM114 208H112V209H114ZM146 209H147V207H146ZM2 210H4V209H2ZM8 210H10V209H8ZM6 211H7V209H6ZM131 211H133V210H131ZM2 212H4V211H2ZM14 212H13V215H14ZM99 212L100 211H97V213H99ZM113 212H115V209ZM130 213H129V215H130ZM133 213H134V211H133ZM11 214H9V215H11ZM164 214H165V219H167V221H165V222H164V218H163ZM92 215H91V217L96 218L98 214H96L94 216H92ZM3 216H4V214H3ZM3 216H1V218ZM98 216H100V215H98ZM168 216L171 218V221L168 219ZM176 216H177V214H176ZM5 217H6V215H5ZM9 217L10 216L6 217L5 219H7V218L9 219ZM3 219H4V217H3ZM3 219H2V222H3ZM12 219H14V218H12ZM172 219H174L173 220L174 223H173ZM4 221L8 222L9 220H4ZM11 222H15V221H11ZM131 222L132 221H130V223ZM16 223H17V221H16ZM16 225H14L12 227H15ZM103 228H100V229H103ZM6 229L8 231V228H6ZM94 229L97 230L96 228H94ZM130 229L132 230V227H130L129 230ZM98 231H96V232H98ZM0 233H1V231H0ZM4 233L5 232L3 231V234ZM8 233L9 232H7V234ZM10 233H12V232H10ZM99 233H96V234L98 235ZM20 234H22L23 236L26 235V238H27L26 242L30 244L29 246H26V247L22 246V247L26 248V250L21 249L20 245L22 244V242L20 244L19 240L16 241V236L18 239V236H21ZM103 234L104 233H102V235ZM116 234L117 233H115V236H116ZM128 234H130V233H128ZM70 235L73 238L68 237ZM2 236L0 237L1 239L3 238ZM6 236L8 237V235H6ZM10 236L11 235H9V237ZM94 236H95V238H94ZM9 237L7 238L8 240H9ZM11 237H10V239H11ZM104 237H105V235H104ZM12 238H14V237H12ZM3 239H5V237ZM94 239H95V241H94ZM110 240H108V241H110ZM10 241H12V240H10ZM124 242H126V241H124ZM132 242H134V241H132ZM24 244H26V243H24ZM126 244H127V242H126ZM113 246H115L114 243H113ZM242 246L240 249L241 251H242ZM110 248H111V246L109 247V249ZM124 248H126V247L124 246ZM168 248H169V246H168ZM221 248H222V246H221ZM227 248H228V246H227ZM111 249H115V248H111ZM127 249H128V247H127ZM169 249H171V250L169 251L167 249L168 252H172V250L174 248H169ZM219 249H220V247H219ZM161 250H159V251L162 252ZM97 251H98V249H97ZM144 252H146V251H144ZM211 252H212V250H211ZM63 253L67 254L65 257L66 258L65 261H63V259H64ZM241 253H243V252H241ZM107 254L109 255V253H107ZM162 254H163V252H162ZM168 254H170V253H168ZM174 254H175V252H174ZM111 255H112V253H111ZM111 255H109V256L111 257ZM171 255H173V253ZM216 256H217V254H216ZM243 256L239 255L238 258L237 257L236 258L239 259V257L242 258ZM62 257H63V259H62ZM172 257H175V255H173ZM220 257H222V256H220ZM130 258H132V256ZM214 259L216 260L217 257ZM227 259H229V258H227ZM159 260H160V258H159ZM173 260H175V258ZM239 260H242V259H239ZM110 261L112 262V259ZM164 261H165V259H164ZM166 261H167V259H166ZM218 261H220V259ZM228 261L231 262L232 260H228ZM173 262L176 263V261H173ZM218 263L219 262H217V264ZM0 264H1V262H0ZM226 264H228V262ZM238 264H239V262H238Z\"/></svg>",
  "mask_w": 264,
  "mask_h": 264
}]
</instances>
